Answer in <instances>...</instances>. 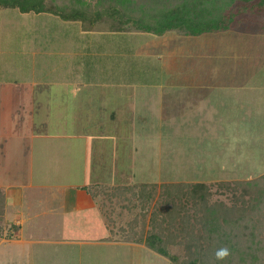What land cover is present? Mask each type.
I'll return each instance as SVG.
<instances>
[{"label": "rangeland", "instance_id": "obj_1", "mask_svg": "<svg viewBox=\"0 0 264 264\" xmlns=\"http://www.w3.org/2000/svg\"><path fill=\"white\" fill-rule=\"evenodd\" d=\"M243 18L253 29L242 27ZM239 20L221 33L155 35L0 8V144L1 130L13 133L8 159L29 143L25 127H18L27 114L23 107L32 100V110L41 114L47 94L84 96L83 85L89 84L90 94L101 92L95 104L106 106L102 114L114 106L126 122L125 131L116 132L120 161L111 157L110 143L108 158L89 164L90 176L95 170L105 185L96 189L99 212L46 214L42 221L67 218L38 231L48 239L17 243L7 240L13 236L12 214L21 210L27 217L29 203L10 207L8 220L4 213L0 218V264H168L143 245L119 241L133 219L137 231L140 221L150 228L162 184L204 183L212 201L230 205L232 192L224 184L237 187L264 175V13L248 7ZM87 46H92L89 53ZM23 162L20 174L27 176ZM142 183L155 185L144 205L127 189ZM107 235L113 241H98Z\"/></svg>", "mask_w": 264, "mask_h": 264}, {"label": "trees", "instance_id": "obj_2", "mask_svg": "<svg viewBox=\"0 0 264 264\" xmlns=\"http://www.w3.org/2000/svg\"><path fill=\"white\" fill-rule=\"evenodd\" d=\"M157 1L96 0L92 4L87 0H0V8L45 13L62 22H80L84 27L107 22L115 32L134 29L163 35L177 31L196 37L230 30L248 7L264 13V0ZM241 25L244 29L254 27L244 18ZM224 185L232 192L230 205L212 201V192L204 183L162 184L160 206L150 213V228L146 230L140 221L141 230L137 231L133 219L129 234L122 230L119 241L143 245L168 264H264V175L239 182L237 187ZM127 189L144 205L152 199L155 185L142 183ZM4 202L0 191V218ZM220 249L228 250L222 260L216 258Z\"/></svg>", "mask_w": 264, "mask_h": 264}, {"label": "crops", "instance_id": "obj_3", "mask_svg": "<svg viewBox=\"0 0 264 264\" xmlns=\"http://www.w3.org/2000/svg\"><path fill=\"white\" fill-rule=\"evenodd\" d=\"M88 48L92 49V46H87V51ZM88 85H83L88 88L84 96L82 93L75 94L74 91L67 98H60L58 94H47L45 103L40 106L42 111L39 115L32 110L33 101L30 100V104L23 107L27 112L25 118L18 123V127H25V139L29 143L21 144L24 147L20 148L18 154L13 152L16 157L12 160L8 159L11 147L7 146V141L13 133L9 136V130H1L3 144H0V160L2 164L9 166H0V191L5 199L4 219L8 220L10 207L21 208L25 202L27 205L29 203V209L25 213L27 217L21 210L13 212V236L7 239L8 242L23 243L48 239L39 237L38 231L48 227L54 228L55 225L58 227L67 218L59 217V222L56 223L58 219L52 215L42 221L43 216L55 211H59L64 217L77 211L99 212L96 189L105 185L100 184L103 177L94 176L95 170L90 176L89 164H95V167L107 159L110 143L113 146L111 157L119 159L117 148L120 149L121 146L120 137L116 132L121 129L125 131L126 122L122 115H117L114 106L108 114H102L106 106L95 104L101 100L95 99V95L101 92L90 94L92 90ZM81 88L80 86L79 89ZM20 158L28 164L27 176L20 174L23 166L20 163L24 164L23 159L22 162H15ZM107 185L110 186L109 181ZM33 203H36V206H33ZM86 217L88 218V215ZM39 220L41 222L36 223ZM49 221H52L50 225L44 226V223ZM26 222L30 223L27 225L29 227L24 225ZM41 226L43 227L40 229ZM106 237L110 238V235L100 237L98 241H106ZM111 241L108 239L107 243Z\"/></svg>", "mask_w": 264, "mask_h": 264}, {"label": "clouds", "instance_id": "obj_4", "mask_svg": "<svg viewBox=\"0 0 264 264\" xmlns=\"http://www.w3.org/2000/svg\"><path fill=\"white\" fill-rule=\"evenodd\" d=\"M227 255H228L227 249H220L216 252V258L220 260H222Z\"/></svg>", "mask_w": 264, "mask_h": 264}]
</instances>
